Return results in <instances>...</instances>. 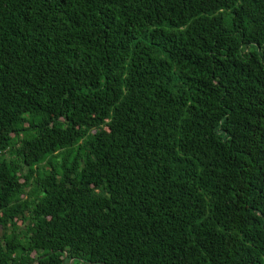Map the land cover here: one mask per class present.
Masks as SVG:
<instances>
[{"label":"trees","instance_id":"obj_1","mask_svg":"<svg viewBox=\"0 0 264 264\" xmlns=\"http://www.w3.org/2000/svg\"><path fill=\"white\" fill-rule=\"evenodd\" d=\"M0 229V264H264V0H0Z\"/></svg>","mask_w":264,"mask_h":264},{"label":"rangeland","instance_id":"obj_2","mask_svg":"<svg viewBox=\"0 0 264 264\" xmlns=\"http://www.w3.org/2000/svg\"><path fill=\"white\" fill-rule=\"evenodd\" d=\"M9 158H11V159H13V160H15V157L14 156H10L9 155ZM18 226H20V227H22V225H21V223L20 222H18V224H17ZM0 236H1V229H0Z\"/></svg>","mask_w":264,"mask_h":264}]
</instances>
